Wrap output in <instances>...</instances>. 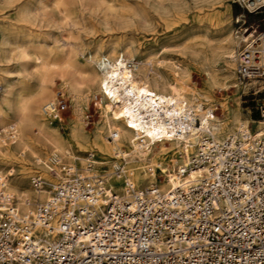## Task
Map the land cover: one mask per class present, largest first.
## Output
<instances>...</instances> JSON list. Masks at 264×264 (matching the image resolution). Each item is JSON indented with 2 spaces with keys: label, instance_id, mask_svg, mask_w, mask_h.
<instances>
[{
  "label": "built area",
  "instance_id": "2783aa9c",
  "mask_svg": "<svg viewBox=\"0 0 264 264\" xmlns=\"http://www.w3.org/2000/svg\"><path fill=\"white\" fill-rule=\"evenodd\" d=\"M233 2L257 17L244 27L249 36L235 75L264 81V0ZM68 102L58 89L40 111L59 123ZM259 115L258 135L238 129L218 141L204 138L188 157L175 154L169 174L180 180L166 190L135 186L124 163L113 168L123 188L109 189L94 151L82 167L48 155L40 163L55 184L45 200L18 211L11 196L0 195V264H264V102ZM0 132L15 141L14 124ZM191 171L197 174L188 177ZM29 183L46 186L38 172Z\"/></svg>",
  "mask_w": 264,
  "mask_h": 264
},
{
  "label": "bare ground",
  "instance_id": "6f19581e",
  "mask_svg": "<svg viewBox=\"0 0 264 264\" xmlns=\"http://www.w3.org/2000/svg\"><path fill=\"white\" fill-rule=\"evenodd\" d=\"M12 1L4 0L7 4ZM17 1V20L31 23L35 16L33 12L35 0ZM57 3L55 6L58 7ZM40 10L45 14L44 3H40ZM247 32L248 29L244 28L240 36L243 41L249 36ZM232 35L227 34L224 42L216 46L228 59L229 64L234 59L233 45L237 40ZM128 48L125 45L111 46L109 52L90 53L89 61L93 60L95 63L92 66L87 63L74 66L69 59L55 63L49 61L45 54L37 55L30 71L37 79L34 92L26 98H19L18 103L13 101L12 96L3 98L5 103L0 104V113L3 105L10 106L20 114L17 124L21 125L20 122L24 121L27 129H32L33 126L37 129L35 136L30 137L25 134L21 125L14 143H0V195L7 193L11 198L14 197L13 202L18 211L30 210L34 204L45 200L55 184L54 174L42 164L41 170L50 173L47 177L44 176L46 174H40L45 179L46 186L29 190L22 187L21 178L28 172L32 158L35 164H40L41 158L38 154L42 148L59 159L62 156L64 164L61 165L70 167H78V161L80 163L85 161V156L74 151H94L102 163L109 162L105 159L113 155L122 159L123 167L126 165L128 168L129 179L135 186L142 188L155 183L161 190H166L180 180L179 177L169 174V162L175 154L182 153L188 157L205 142L204 138L212 137L218 141L238 129H249L255 135L260 134L262 119L255 121L242 117L236 108L230 110L222 108L223 116L216 117L213 112L216 107L209 106L211 96L201 93L194 86L185 65L169 60L164 64L165 69L149 70L139 65L140 61L136 62V59L132 58L131 48ZM22 52H25L24 48ZM196 53V51L193 53L194 56ZM54 75L60 77L71 92H76V85L84 83L89 86L87 89H93V92L100 96L101 125L90 134L85 132L79 118H73L68 120V132L62 135L54 123L41 113V107L39 108L37 103L48 95V84ZM207 77L211 87L226 84V75L220 78L207 71ZM204 102L209 105L203 107ZM103 129L114 132V137L111 140L104 137ZM19 147L23 149L19 153L22 157L15 155V150ZM110 165L111 170L106 171V183L109 189L120 191L123 183L113 173V168L120 166L121 163L112 160ZM196 174V171H191L188 177H194Z\"/></svg>",
  "mask_w": 264,
  "mask_h": 264
},
{
  "label": "rangeland",
  "instance_id": "374dc122",
  "mask_svg": "<svg viewBox=\"0 0 264 264\" xmlns=\"http://www.w3.org/2000/svg\"><path fill=\"white\" fill-rule=\"evenodd\" d=\"M35 2L33 5L35 16L32 22L23 23L18 21L16 16L18 1L13 0L7 4L0 0L1 105L5 103L3 99L5 97L12 96L13 101L18 103L19 98H26L34 92L37 79L30 71L37 55L45 54L49 61L55 63L69 59L74 66H81L83 63L92 66L95 63L93 60L89 61L90 53L109 52L111 46L125 45L129 47L128 49L131 48L132 58L136 59V62L140 61L139 65L149 70L165 69L164 64L169 60L185 65L194 86L201 93L211 96L210 105L204 102L203 107L208 105L216 107L214 109L216 117L223 116L222 108L228 110L236 108L242 117L255 121L260 119L259 107L264 102V81L254 79L241 81L237 79L234 70L236 54L243 44L240 37L243 34L242 29L256 22L257 17L248 14L233 0H35ZM56 2L59 4L58 7L55 6ZM40 3L45 4V14L40 10ZM247 28L249 32L250 28ZM229 33L233 34L235 40L237 39L233 45L235 56L231 64L221 54V50L216 48L220 42H224ZM22 48L25 52H22ZM214 48L215 50L211 51ZM195 51L197 55L194 56ZM213 57L215 62L212 60ZM207 71L220 78L226 75V84L209 86ZM88 87L87 84L80 83L76 85V92H71L60 77L54 75L48 84V95L38 101L40 108L58 89L68 96V107L61 122H53L62 135L69 130V119L79 118L88 134L101 125L100 96L93 92V89H87ZM90 87L93 88L92 85ZM19 117L18 111L3 105L0 113V130L14 124L17 128L16 141L22 125L25 134L34 137L36 127L27 129L24 121L20 122L21 125L17 124ZM102 134L104 137L107 136V131L103 129ZM14 142L7 140L5 133L0 132V143ZM21 150L23 151L21 147L17 148L15 155L22 157L19 156ZM74 152L85 156L87 151ZM38 155L43 160L50 153L42 148ZM96 158L100 160L98 155ZM105 160L109 161L104 163L105 172L111 170L112 160L123 164L122 159L113 155ZM60 161L64 164L62 156ZM77 164L80 167L84 163L78 161ZM41 165L35 164L32 158L28 172L21 178L23 189L32 188L29 177L37 170L41 175L46 174L45 177L50 176L48 171L41 170ZM13 199L14 197L12 201Z\"/></svg>",
  "mask_w": 264,
  "mask_h": 264
}]
</instances>
